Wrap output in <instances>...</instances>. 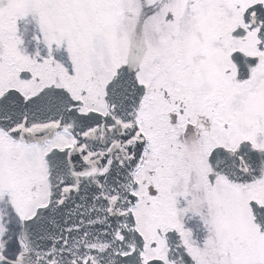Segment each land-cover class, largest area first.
Returning <instances> with one entry per match:
<instances>
[{"label":"snow or ice","instance_id":"6c2138e0","mask_svg":"<svg viewBox=\"0 0 264 264\" xmlns=\"http://www.w3.org/2000/svg\"><path fill=\"white\" fill-rule=\"evenodd\" d=\"M0 264H264V0H0Z\"/></svg>","mask_w":264,"mask_h":264}]
</instances>
